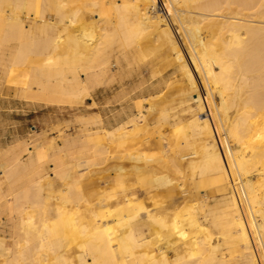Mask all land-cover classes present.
Segmentation results:
<instances>
[{"label": "bare ground", "instance_id": "6f19581e", "mask_svg": "<svg viewBox=\"0 0 264 264\" xmlns=\"http://www.w3.org/2000/svg\"><path fill=\"white\" fill-rule=\"evenodd\" d=\"M163 3L0 0L8 103L83 111L87 97L124 86L160 46L179 53L182 76L170 103L159 106L171 83L156 82L135 102L119 94L111 116L106 107L77 116L76 133L0 149V226H9L0 238L12 241L0 264H264V0ZM199 88L212 96L227 145ZM174 105L184 106L185 124ZM173 118L170 154L162 130ZM153 149L162 152L147 156ZM94 172L111 177L108 186ZM186 178L200 194L193 200L176 196ZM202 188L231 198L209 208Z\"/></svg>", "mask_w": 264, "mask_h": 264}, {"label": "rangeland", "instance_id": "374dc122", "mask_svg": "<svg viewBox=\"0 0 264 264\" xmlns=\"http://www.w3.org/2000/svg\"><path fill=\"white\" fill-rule=\"evenodd\" d=\"M160 1L163 5L164 4L163 0H160ZM172 11L176 12V10H174V9H172ZM164 12H167L165 10V8H164ZM166 15H168V12ZM152 44H154L155 46L160 45L155 40L152 41ZM182 44H183V42H182ZM183 48H184V51H185L188 59L191 60V52L193 54L192 49L190 48V51H189L185 44H183ZM178 65H179V53L172 51V50H169L168 48H166L164 46H160V48L157 49L153 54H151L145 61H143L139 65L135 66L136 67L135 72L131 75L132 77L130 76L126 80V83L124 84V86L117 85L114 89H108L106 91H104L103 88H100L98 90V92H96L93 96L87 97L86 101H85L86 107L83 111H75L71 108L61 109L58 107H38L35 104L30 103L29 101H20L18 99L16 100V102L14 101L13 103L12 102L8 103V101L6 102L4 100V98L2 97L3 88L1 85V78H0V149H2V147L6 148L5 146H7V145L9 146L10 144H12L17 139H20V140H22V139L28 140V138H32V139L36 138L37 139V138L42 137V136L58 137L61 134V132L76 133L77 128L79 126L77 120H78V117L80 115H82V113H85L87 115L97 114V113H99V111L102 110L103 107L107 108L108 113H109L108 107H110V108L111 107L112 108L117 107L120 109V103L116 101V97L119 94L127 93L128 96H130V98L132 100H134V102H135L141 98L146 97L147 93H148L149 85L154 84L156 82L171 83V86L169 88H167L166 92L163 94V96L161 98L162 100H160L161 103H159V106L161 104H164V103L165 104L170 103L175 99H179L178 94H180L181 89H182L181 88L182 85L180 83L182 76L178 70ZM112 69L114 71L118 70V64H117L116 60L112 61ZM202 76H203V74H202ZM198 81H200L199 78H198ZM200 82H198V84H199V87L202 88L203 86H202V83L200 84ZM201 88H199V89H200L201 95L203 96L205 102L207 103L206 108H209L206 111V115L208 114L210 116V118H212L215 130H216L215 123L218 124L219 129H220V132L218 134V138L220 137V139H221V137H222L221 142H223L227 145L228 143L226 141V137L224 135V132L222 131L220 119L218 116L216 106L212 100V96H211L208 89L204 90ZM202 92L205 94H203ZM142 94H144L145 96ZM194 96H196V93H194ZM208 99H209V101H208ZM208 102H209V105H208ZM146 104H148V106H149L150 103L146 100ZM110 105H112V106H110ZM171 108H172V111L174 112L173 113L174 117L177 115L181 116L180 124H185L186 123V118H185L186 116L184 115L185 112L182 110L184 108V106L180 107L178 105H174ZM117 111L118 110H116V112ZM153 114H155V115L157 114L156 115V118H157L158 112L156 111V113H155V111H154V113H152V114L150 113V115H149L150 119L148 120V122L149 123L152 122L151 124L153 126V127L151 126V128L156 127V124H153V122L155 121L154 120L155 117L151 116ZM108 116H111V114L109 113ZM176 122H177L176 119L173 118L172 120H170V122H167V124H164L163 130H162V132L165 135V139H166V140H164V142H163L164 145L162 147H164L163 149L169 151L170 154L173 153V151H175V149H176L175 144L170 143V142H173V139H175V136L173 135L174 134L173 130L176 127H174L172 129V127H170L168 125V123L169 124H175ZM155 135L158 136L159 133L157 132V134H155ZM117 141L118 140H115L114 143H117ZM149 152L150 153H148V151L145 152L147 156H153V155L157 156L160 152H162V150L159 151L158 149H153L151 151L149 150ZM224 154H225V152H224ZM225 157H226V155H225ZM124 160H125V158H123L122 161H124ZM226 160H227V158H226ZM105 172H108V171H105ZM105 172H102V173L94 172L92 174L93 176L97 175L98 177L100 176L98 174H101V176H100L101 182H100V180H99V182L101 183L102 189L105 186H108L105 181L108 179H111V177H108V179H103V181H102V178H105V177H102V175ZM188 179L189 178L185 179V182H187V183H186V186L184 188L186 189V187H187V189L190 190V192L185 193L183 191L184 188L183 189L179 188L176 192V193H178L179 196L177 194H176V196L178 198H180V197L184 198V196H185L189 200L192 196L191 199L193 200L196 198V193H197V195H200V194H198V190L196 189L195 182L194 181L190 182L191 179H189V180ZM186 180H188V181H186ZM210 180H208V181H210ZM180 182H182V180H180L179 183ZM104 183H105V185H104ZM179 183L176 182V185ZM208 187H210V184L208 185ZM201 190H203L201 192L202 196H205V195L208 196V202L210 204L209 208H211V207L215 208L214 205H216V204H218L220 206L224 205V202L228 201L231 198V194L229 193L228 190H222L221 192H218L215 194L209 192V191H211L210 188L208 189V191H207V188H202ZM142 191H139L138 194L140 195V198L142 200H145V198H146L145 193ZM156 193L157 192L154 191L152 193V195L155 196V198L158 200H161V199L169 200L170 199V197L167 195L166 192L158 191L157 195H156ZM160 195H161V197H160ZM193 195L195 196V198L193 197ZM183 205H185V203ZM207 209H206V211H207ZM204 214H205V211H200V215H201L200 217L204 218ZM7 226L8 225H6L5 228L2 226L3 229L0 226V230H3L6 235H8V231H9L8 230L9 226L8 227ZM217 239L219 242L220 241L222 242L224 249L228 248V246L226 245L224 238L221 234L217 235ZM11 242L12 241L9 238L6 240L0 238V249L3 250L5 248L10 247ZM173 252L174 251L170 250V255H174ZM261 262L263 264L262 260H261ZM40 263L45 264V262H41V261L38 262V264H40Z\"/></svg>", "mask_w": 264, "mask_h": 264}]
</instances>
